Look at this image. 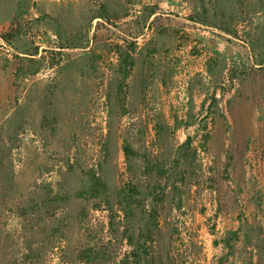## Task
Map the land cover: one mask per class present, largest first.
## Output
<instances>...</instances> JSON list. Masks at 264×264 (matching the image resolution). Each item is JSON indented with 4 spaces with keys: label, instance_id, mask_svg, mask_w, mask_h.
<instances>
[{
    "label": "rangeland",
    "instance_id": "obj_1",
    "mask_svg": "<svg viewBox=\"0 0 264 264\" xmlns=\"http://www.w3.org/2000/svg\"><path fill=\"white\" fill-rule=\"evenodd\" d=\"M71 167L139 185L156 264H264V0H0V264L57 223L15 194L78 186ZM94 208L83 226L117 232Z\"/></svg>",
    "mask_w": 264,
    "mask_h": 264
},
{
    "label": "trees",
    "instance_id": "obj_2",
    "mask_svg": "<svg viewBox=\"0 0 264 264\" xmlns=\"http://www.w3.org/2000/svg\"><path fill=\"white\" fill-rule=\"evenodd\" d=\"M60 176L65 181L77 179L78 186L68 187L62 182L57 190H49V193L44 194V196L36 190L37 198L28 205L22 203V198H24L22 193L17 192L15 194L18 196L16 200L18 217L26 219L29 214H32L30 220H33L39 212H43L44 216H39L41 221L50 223L51 220H55L57 223L55 227L51 228L52 232H36L35 227H33V231L28 232L31 234V238L25 254H22V257L24 256V259L21 258L23 262L20 263L15 260L13 264H40L38 258L41 256L44 247L53 249V251L57 249V258L60 264L157 263V254L160 252L159 241L157 240L158 232H152L151 228L136 230L135 226H129L131 222L135 221L138 211L142 215L146 212V206L140 200L139 185L132 183L128 187L118 190L117 193L111 194L107 183L95 168L87 169V171H77L72 167L69 169L62 168ZM2 195L5 200L9 197L8 192ZM53 203L55 204L54 208L50 207ZM79 203L85 207L73 211L72 208ZM45 204L50 206L44 213ZM86 204H93L96 211L103 208L108 210L111 214L109 228L111 230L116 229L117 232H91L88 226H83V220L88 217L85 214ZM118 215L124 224L123 230L116 227ZM78 220H80L83 230L80 232V246L71 249L69 247L68 228L72 221ZM33 240L37 242V245L34 244ZM54 240H56L57 246H55ZM258 242L261 243L260 249H263L264 237L259 235ZM123 246H127L126 252L123 251ZM170 259L171 256L168 254L167 260Z\"/></svg>",
    "mask_w": 264,
    "mask_h": 264
}]
</instances>
